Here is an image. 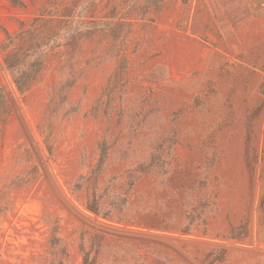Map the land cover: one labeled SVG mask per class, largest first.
<instances>
[{
	"label": "rangeland",
	"instance_id": "rangeland-1",
	"mask_svg": "<svg viewBox=\"0 0 264 264\" xmlns=\"http://www.w3.org/2000/svg\"><path fill=\"white\" fill-rule=\"evenodd\" d=\"M19 2L96 25L23 94L0 51V264H264V0Z\"/></svg>",
	"mask_w": 264,
	"mask_h": 264
},
{
	"label": "trees",
	"instance_id": "trees-1",
	"mask_svg": "<svg viewBox=\"0 0 264 264\" xmlns=\"http://www.w3.org/2000/svg\"><path fill=\"white\" fill-rule=\"evenodd\" d=\"M12 2L15 6L21 4L19 0ZM43 13L33 19L30 28H26L25 23L20 22L21 31L15 35L4 29L7 41L0 44V51L4 53L3 68L12 80L14 88L21 94L27 92L41 78L50 51L94 33L92 27L96 22L85 23L80 19L73 21V25L68 27L71 24V13L61 15L66 19L64 21L53 19L55 14L51 15L49 20H44ZM54 23H57L59 28H54ZM40 25H48V27L41 31ZM11 114L8 94L0 83V122L6 124ZM82 264H94V262H90L86 256Z\"/></svg>",
	"mask_w": 264,
	"mask_h": 264
},
{
	"label": "water",
	"instance_id": "water-1",
	"mask_svg": "<svg viewBox=\"0 0 264 264\" xmlns=\"http://www.w3.org/2000/svg\"><path fill=\"white\" fill-rule=\"evenodd\" d=\"M261 90L264 92V84H262V86H261Z\"/></svg>",
	"mask_w": 264,
	"mask_h": 264
}]
</instances>
